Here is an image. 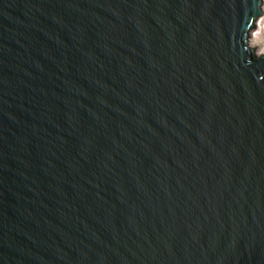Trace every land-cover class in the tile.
Returning <instances> with one entry per match:
<instances>
[{"label": "water", "instance_id": "95a60500", "mask_svg": "<svg viewBox=\"0 0 264 264\" xmlns=\"http://www.w3.org/2000/svg\"><path fill=\"white\" fill-rule=\"evenodd\" d=\"M262 0H0V264H264Z\"/></svg>", "mask_w": 264, "mask_h": 264}, {"label": "bare ground", "instance_id": "6f19581e", "mask_svg": "<svg viewBox=\"0 0 264 264\" xmlns=\"http://www.w3.org/2000/svg\"><path fill=\"white\" fill-rule=\"evenodd\" d=\"M254 23L255 31L251 34L248 42L249 47L255 51V54L260 55L264 53V8L261 10V15Z\"/></svg>", "mask_w": 264, "mask_h": 264}, {"label": "rangeland", "instance_id": "374dc122", "mask_svg": "<svg viewBox=\"0 0 264 264\" xmlns=\"http://www.w3.org/2000/svg\"><path fill=\"white\" fill-rule=\"evenodd\" d=\"M264 8V0H262V7H261V10ZM259 18V17H258ZM256 20H258V19H256ZM255 22H257V21H255ZM255 26L253 27V29H251L250 31H249V36H248V40H250V38H251V34L255 31ZM254 54H255V51H254ZM255 56H258L257 54H255Z\"/></svg>", "mask_w": 264, "mask_h": 264}]
</instances>
